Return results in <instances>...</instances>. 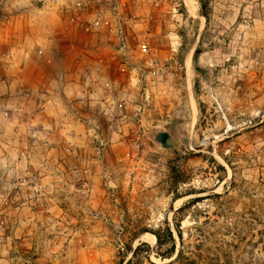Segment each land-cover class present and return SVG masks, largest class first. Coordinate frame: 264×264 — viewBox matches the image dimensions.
I'll list each match as a JSON object with an SVG mask.
<instances>
[{
    "label": "rangeland",
    "instance_id": "rangeland-1",
    "mask_svg": "<svg viewBox=\"0 0 264 264\" xmlns=\"http://www.w3.org/2000/svg\"><path fill=\"white\" fill-rule=\"evenodd\" d=\"M194 1L0 0V264H264V0Z\"/></svg>",
    "mask_w": 264,
    "mask_h": 264
},
{
    "label": "trees",
    "instance_id": "trees-1",
    "mask_svg": "<svg viewBox=\"0 0 264 264\" xmlns=\"http://www.w3.org/2000/svg\"><path fill=\"white\" fill-rule=\"evenodd\" d=\"M202 6L205 7V4L203 3ZM203 15L208 19L207 13H203ZM200 52H201L200 47H197V49L195 50V53H194V60H196L198 58ZM195 87H196V85H195ZM196 92H197V89H196ZM221 167H223V166H221ZM197 201H199V199L196 198V199L192 200L190 203L194 204ZM186 206L187 205L181 206L177 211L178 212L182 211ZM176 226H177L178 235L181 239L182 248L179 250L178 255L175 259L173 257L176 253V240H175L174 233H173V230L171 229V227L168 225L166 227V229H164V230L152 231L157 237V245L159 247H162L166 244H169V247L167 248V252L163 253L161 255L163 257V259L164 258H170V259L173 258L171 261L161 263V264H176L177 259L185 257L183 235H182V232H181L180 228L178 227V225H176ZM143 246H147L148 248L143 249ZM150 248H151V246L145 241L139 243L136 246V248L134 249L133 256L127 261L126 264H143L142 258H143L144 252L147 253V256H144V257L149 261L150 264H157V263L151 261V259H150V255H149V253L151 251Z\"/></svg>",
    "mask_w": 264,
    "mask_h": 264
},
{
    "label": "bare ground",
    "instance_id": "bare-ground-1",
    "mask_svg": "<svg viewBox=\"0 0 264 264\" xmlns=\"http://www.w3.org/2000/svg\"><path fill=\"white\" fill-rule=\"evenodd\" d=\"M186 2V5L188 6V9L190 10V12L194 13L195 10H196V4H195V1L194 0H185ZM203 20H205V17L204 16H200ZM192 53H193V49H191L188 54H187V57H186V63H185V67H186V71H187V74L188 76H190L191 72H192ZM189 90H190V97H191V101L193 103V115L194 117L196 116V112H197V106L195 105V102H194V93H193V90H192V86L191 84L189 83ZM189 106V105H188ZM182 200V199H181ZM179 204V203H178ZM140 239H143V240H147L149 242H152L154 243L155 240H156V237L155 235L149 233V232H145L143 233L141 236H140Z\"/></svg>",
    "mask_w": 264,
    "mask_h": 264
},
{
    "label": "water",
    "instance_id": "water-1",
    "mask_svg": "<svg viewBox=\"0 0 264 264\" xmlns=\"http://www.w3.org/2000/svg\"><path fill=\"white\" fill-rule=\"evenodd\" d=\"M149 135L162 148H175L180 145L179 141L168 129H150Z\"/></svg>",
    "mask_w": 264,
    "mask_h": 264
},
{
    "label": "built area",
    "instance_id": "built-area-1",
    "mask_svg": "<svg viewBox=\"0 0 264 264\" xmlns=\"http://www.w3.org/2000/svg\"><path fill=\"white\" fill-rule=\"evenodd\" d=\"M144 49H146V48H144Z\"/></svg>",
    "mask_w": 264,
    "mask_h": 264
}]
</instances>
